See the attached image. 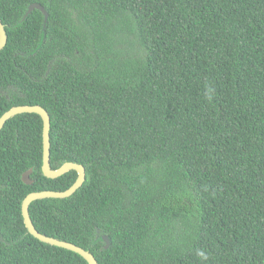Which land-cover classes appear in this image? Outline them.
Here are the masks:
<instances>
[{
	"label": "trees",
	"instance_id": "trees-1",
	"mask_svg": "<svg viewBox=\"0 0 264 264\" xmlns=\"http://www.w3.org/2000/svg\"><path fill=\"white\" fill-rule=\"evenodd\" d=\"M0 18V117L42 105L52 167H86L30 204L40 232L98 264H264V0H0ZM42 163V117H11L0 264H88L28 232L24 198L78 176Z\"/></svg>",
	"mask_w": 264,
	"mask_h": 264
},
{
	"label": "water",
	"instance_id": "water-1",
	"mask_svg": "<svg viewBox=\"0 0 264 264\" xmlns=\"http://www.w3.org/2000/svg\"><path fill=\"white\" fill-rule=\"evenodd\" d=\"M41 9L45 14V23L48 20V11L44 5L38 2L32 3L28 11L25 15L27 17L34 9ZM8 41V35L5 28L4 23L0 18V49L4 48ZM37 113L43 119V163H42V171L45 176L50 178H57L70 170H76L78 173L76 181L66 190H40V191H32L30 192L22 202V213L24 218V223L28 229V232L38 238L39 240L56 245L59 247H63L69 250H72L82 257H84L88 264H98V260L96 256L89 250L85 249L80 245L75 243L61 240L49 235H46L40 232L30 215V204L37 200L43 199L48 197L54 198H65L71 196L77 189H79L86 180V167L78 162L74 161H67L63 163L58 168H53L51 165V138H50V131H51V116L48 110L40 104H22V105H15L11 107L9 110L5 111L3 115L0 117V130L5 125L6 121L9 120L11 117L20 114V113ZM33 169L30 168L29 170L25 171L23 174V181L27 184H31L33 180L31 179V173ZM103 239L105 240V248H109L111 245V239L108 235H103Z\"/></svg>",
	"mask_w": 264,
	"mask_h": 264
}]
</instances>
